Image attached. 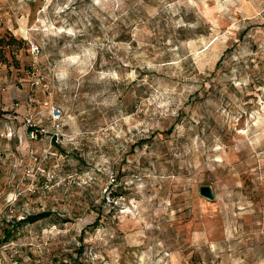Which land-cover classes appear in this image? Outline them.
<instances>
[{
    "label": "rangeland",
    "instance_id": "rangeland-1",
    "mask_svg": "<svg viewBox=\"0 0 264 264\" xmlns=\"http://www.w3.org/2000/svg\"><path fill=\"white\" fill-rule=\"evenodd\" d=\"M10 36L3 264H264V0H0Z\"/></svg>",
    "mask_w": 264,
    "mask_h": 264
},
{
    "label": "trees",
    "instance_id": "trees-1",
    "mask_svg": "<svg viewBox=\"0 0 264 264\" xmlns=\"http://www.w3.org/2000/svg\"><path fill=\"white\" fill-rule=\"evenodd\" d=\"M16 40L14 37L10 36L8 39L5 37L0 38V63L6 64L7 60V49L14 43Z\"/></svg>",
    "mask_w": 264,
    "mask_h": 264
},
{
    "label": "water",
    "instance_id": "water-1",
    "mask_svg": "<svg viewBox=\"0 0 264 264\" xmlns=\"http://www.w3.org/2000/svg\"><path fill=\"white\" fill-rule=\"evenodd\" d=\"M200 194H202L203 196H205L207 198H213V195H212L210 188L206 187V186L200 187Z\"/></svg>",
    "mask_w": 264,
    "mask_h": 264
},
{
    "label": "built area",
    "instance_id": "built-area-1",
    "mask_svg": "<svg viewBox=\"0 0 264 264\" xmlns=\"http://www.w3.org/2000/svg\"><path fill=\"white\" fill-rule=\"evenodd\" d=\"M54 111V110H53ZM61 117V113L58 110H55V113L52 114V118L55 121H59ZM31 170L28 171V173H30ZM0 264H3L2 259L0 258ZM12 264H17L16 261H14Z\"/></svg>",
    "mask_w": 264,
    "mask_h": 264
}]
</instances>
